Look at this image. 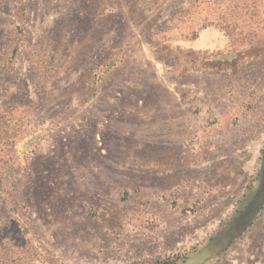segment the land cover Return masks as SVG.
<instances>
[{"label": "rangeland", "instance_id": "374dc122", "mask_svg": "<svg viewBox=\"0 0 264 264\" xmlns=\"http://www.w3.org/2000/svg\"><path fill=\"white\" fill-rule=\"evenodd\" d=\"M263 153L264 0H0V264H264Z\"/></svg>", "mask_w": 264, "mask_h": 264}, {"label": "crops", "instance_id": "0c3cea01", "mask_svg": "<svg viewBox=\"0 0 264 264\" xmlns=\"http://www.w3.org/2000/svg\"><path fill=\"white\" fill-rule=\"evenodd\" d=\"M262 173H263V160H260V164H259V168H258V174L256 177H254V179H262Z\"/></svg>", "mask_w": 264, "mask_h": 264}, {"label": "flooded vegetation", "instance_id": "af4514ba", "mask_svg": "<svg viewBox=\"0 0 264 264\" xmlns=\"http://www.w3.org/2000/svg\"><path fill=\"white\" fill-rule=\"evenodd\" d=\"M262 179L264 180V155H263V174H262Z\"/></svg>", "mask_w": 264, "mask_h": 264}, {"label": "trees", "instance_id": "16d2710c", "mask_svg": "<svg viewBox=\"0 0 264 264\" xmlns=\"http://www.w3.org/2000/svg\"><path fill=\"white\" fill-rule=\"evenodd\" d=\"M262 177V176H261ZM171 264H175V263H171Z\"/></svg>", "mask_w": 264, "mask_h": 264}]
</instances>
